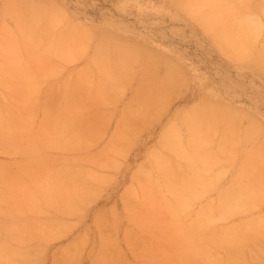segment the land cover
<instances>
[{
  "label": "rangeland",
  "instance_id": "obj_1",
  "mask_svg": "<svg viewBox=\"0 0 264 264\" xmlns=\"http://www.w3.org/2000/svg\"><path fill=\"white\" fill-rule=\"evenodd\" d=\"M227 1L0 0V264H264V0Z\"/></svg>",
  "mask_w": 264,
  "mask_h": 264
},
{
  "label": "bare ground",
  "instance_id": "obj_2",
  "mask_svg": "<svg viewBox=\"0 0 264 264\" xmlns=\"http://www.w3.org/2000/svg\"><path fill=\"white\" fill-rule=\"evenodd\" d=\"M225 1H227V0H224V3H226ZM229 1H230V0H229ZM229 1H227V2L229 3ZM249 1H250V0H249ZM214 2H215V1H214ZM236 2H238V0H237ZM247 2H248V1H247ZM228 3H227V4H228ZM229 4H232V2H230ZM247 4H249V2H248ZM238 5H239V4H238ZM242 5L245 6L246 4L242 3ZM249 6H250V5H249ZM228 7H229V6H228ZM234 7H235V6H234ZM230 8H232V7H230ZM244 8H246V7H244ZM244 8H243V9H244ZM225 9H226V8H225ZM227 9H228V8H227ZM227 9H226V10H227ZM232 9H233V8H232ZM232 9H231V10H232ZM237 9H238V8H237ZM228 10H229V9H228ZM238 10H239V9H238ZM241 11H242V10H241ZM235 12H236V11H235ZM235 12L233 13V15L235 14ZM243 12H244V11H243ZM229 14H230V13H229ZM248 14H249V13H248ZM233 15H232V16H233ZM238 15H239V14H238V12H237V17H239ZM245 15H246V14H245ZM235 16H236V14H235ZM235 16H234V17H235ZM243 16H244V15H243ZM243 16H242V17H243ZM251 16H252V15H251ZM234 17H233V19H234ZM248 17H250V16H248ZM253 17H254V16H253ZM240 18H241V17H240ZM243 18H244V17H243ZM237 19H238V18H237ZM244 19H246V18H244ZM244 19H242V21H243ZM250 19H251V18H250ZM240 20H241V19H240ZM246 21H247V19H246ZM253 22H254V21H253ZM247 25L249 26V25H251V24H248L247 22H244V21H243V23H241V21H240V23H239L235 28H233V29H235V32L238 31L239 35H240V34H243L244 32H245V35H246L247 32H248V28H249ZM246 26H247V28H246ZM210 27H211V26H210ZM228 27H229V26H228ZM230 27H231V26H230ZM230 27H229V28H230ZM251 27H252V26H251ZM246 29H247V31H246ZM231 30H232V28H231ZM249 30H250V28H249ZM253 30H254V29H253ZM235 32H234V33H235ZM238 33H236V34H238ZM251 34H252V33H251ZM234 35H235V34H234ZM247 35H248V34H247ZM234 37H235L234 39H237L236 36H234ZM237 37H238V36H237ZM239 38H241V40L243 39L242 37H239ZM247 38H248V37H247ZM237 40H238V39H237ZM246 40H247V39H246ZM235 41H236V40H235ZM236 42H237V41H236ZM241 42H242V41H241ZM241 42H240V43H241ZM246 42H247V41H246ZM232 44H233V43H232ZM236 44H237V43H236ZM242 44H244V43H242ZM247 44H248V43H247ZM248 45H250V44H248ZM224 46H225V45H224ZM242 46H243V45H242ZM238 47L241 48L240 46H238ZM248 47L250 48V46H248ZM242 48H243V47H242ZM244 48H245V47H244ZM229 50H230V49H229ZM241 50H242V49H241ZM244 50H246V49H244ZM234 51H236V50H234ZM238 52H239V51H238ZM232 53H233V52H232ZM242 54H243V53H242ZM243 55H244V54H243ZM240 56H241V55H240ZM217 113H219V112H217ZM231 115H232V114H231ZM203 116H204V115H203ZM203 116H202V117H203ZM232 117H233V116H232ZM229 118H230V117H229ZM192 122H193V121H192ZM172 124H173V123H172ZM172 124H171V125H172ZM171 125H169V127H170ZM187 126H188V125H187ZM133 127H134V126H133ZM137 127H138V126H137ZM175 127H176V126H175ZM139 128H140V127H139ZM171 128H172V127H171ZM134 129H135V128H134ZM258 129H259V128H258ZM175 130H176V129H175ZM175 130H174V131H175ZM175 132H176V131H175ZM175 132H174V133H175ZM167 133H168V132H167ZM174 133H173V134H174ZM161 135H162V134H161ZM169 138H170V133H168V134L165 135L164 142L167 143V141L170 140ZM162 139H163V138H162ZM161 141H162V140H161ZM197 141H198V140H197ZM162 142H163V141H162ZM172 142H173V141H172ZM168 143H169V142H168ZM174 143H175V142H174ZM194 143H195V142H194ZM175 144H176V143H175ZM195 144H196V143H195ZM171 145H172V144H171ZM196 146H197V145H196ZM180 147H181V146H180ZM198 147L200 148V146H198ZM182 150H183V148H182ZM201 150H203V149L201 148ZM201 150H199L198 152H200ZM198 152H197V153H198ZM204 152H206V148H205ZM204 152H203V154H204ZM201 153H202V151H201ZM201 153H199V154H201ZM199 154H198V156L200 157ZM203 156H204V155H203ZM200 158L202 159L203 157L201 156ZM196 160H197V158H196ZM198 161H200V159H199ZM197 164H198V162H197ZM65 204H66V203H65ZM66 206H67V204H66ZM70 206H71V204H70ZM67 207H68V206H67ZM57 208H58V207H57ZM68 208H69V207H68ZM71 208H72V207H71ZM62 210H63V208H62ZM63 211H64V210H63ZM70 211H71V210H70ZM65 213H66V212H64L63 214H65ZM57 224H58V222L56 223V226H59V225H57ZM55 232H56V231H55ZM57 232H58V234H59L60 230L57 231ZM57 232H56V233H57Z\"/></svg>",
  "mask_w": 264,
  "mask_h": 264
}]
</instances>
